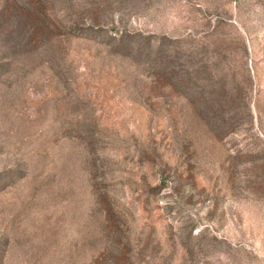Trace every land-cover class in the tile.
Instances as JSON below:
<instances>
[{"label": "rangeland", "instance_id": "obj_1", "mask_svg": "<svg viewBox=\"0 0 264 264\" xmlns=\"http://www.w3.org/2000/svg\"><path fill=\"white\" fill-rule=\"evenodd\" d=\"M0 264H264V0H0Z\"/></svg>", "mask_w": 264, "mask_h": 264}]
</instances>
